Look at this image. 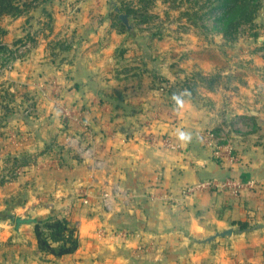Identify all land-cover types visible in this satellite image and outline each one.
<instances>
[{
    "label": "crops",
    "instance_id": "0c3cea01",
    "mask_svg": "<svg viewBox=\"0 0 264 264\" xmlns=\"http://www.w3.org/2000/svg\"><path fill=\"white\" fill-rule=\"evenodd\" d=\"M40 2V13L49 20L45 29L59 53L51 55L48 43L39 42L32 58L15 66L17 79L28 88L37 79L52 84H45L50 90L36 109L38 117L16 120L23 138H13L18 154L32 157L33 170L44 171L45 189L55 200L33 199L25 208L31 205L45 219L57 202L77 198L80 246L64 261L264 264L263 70L246 76L236 67H221L193 53L186 45L190 38L182 34L144 37L135 29L133 35L118 19L126 13L114 0ZM138 15H129L132 24ZM194 70L200 80L191 77ZM57 102L74 114L73 121H66ZM82 124L96 137L100 167L73 156L78 152L68 141L76 136L84 142ZM225 128L233 129L238 158L233 164L217 160L200 140L206 131ZM165 138L179 148L164 147ZM234 178L258 180L260 186L234 196L211 191L179 200L188 185ZM118 184L127 196L116 198L107 211L101 194ZM85 191L90 207L75 196ZM165 192L175 201L151 199ZM240 222L249 229L241 230ZM231 227L232 238L200 242Z\"/></svg>",
    "mask_w": 264,
    "mask_h": 264
},
{
    "label": "rangeland",
    "instance_id": "374dc122",
    "mask_svg": "<svg viewBox=\"0 0 264 264\" xmlns=\"http://www.w3.org/2000/svg\"><path fill=\"white\" fill-rule=\"evenodd\" d=\"M37 2L40 0H11L14 10L11 9V13H0V264H71L64 261L66 256L56 258L52 254L39 252L31 225L16 226L18 218L44 219L31 205L28 209L25 208L31 200L36 199L38 202L41 199L40 202L44 204L49 201L52 204L55 201L45 189L47 179L44 171L33 170L32 157L28 155L29 153L21 157L15 147L17 141L13 138L15 136L19 141L23 138L16 129V120L27 115L37 118L38 105H42L45 97L48 98L40 90V86H46V81L41 83L35 79L36 81L29 85V89L24 82L17 79L18 69L15 66L31 59L34 54L32 48L39 46V42L48 43V53L51 55L59 53L53 50L54 40L49 39L50 34L45 29L49 20L45 15L42 16L41 2L36 4ZM114 2L118 3L119 7H124L125 2L132 10L137 8L136 14H139L140 19L147 24H139L137 20H134L133 24L135 29H138L137 33L144 37L182 34L190 38L186 45L191 47L193 53L197 51L202 56L205 54L221 67L226 69L236 67L241 69L242 74L247 73L246 76L254 75L258 70L264 72V0H252L254 6L252 22L242 24L236 32H231L227 37L223 35L224 25L220 22L218 0H114ZM144 8L146 10L143 12ZM23 13H26V19L21 17ZM39 53L42 51L39 50ZM58 58L60 61L61 56ZM199 73L200 71L194 70L191 77L200 80ZM192 83L194 84L191 82V85ZM46 88L42 90L47 93L50 89L47 86ZM231 130L233 132V129ZM248 130L252 133L254 128L248 127ZM238 135L245 137L242 134ZM68 144L76 148L71 141ZM73 156L82 155L74 153ZM82 158L93 161L84 155ZM36 164L38 165V162ZM79 194L83 199L82 206L88 207L89 202L84 203L88 196L79 192L75 196ZM76 200L77 198L65 203L57 202L49 217L67 219L79 233L78 220L81 211L75 205ZM97 233L100 236L106 235L104 230Z\"/></svg>",
    "mask_w": 264,
    "mask_h": 264
},
{
    "label": "built area",
    "instance_id": "2783aa9c",
    "mask_svg": "<svg viewBox=\"0 0 264 264\" xmlns=\"http://www.w3.org/2000/svg\"><path fill=\"white\" fill-rule=\"evenodd\" d=\"M135 11H137V8H134ZM139 20V24L142 23V19H140V15L137 17ZM146 25V24H143ZM45 87V88H44ZM42 89H47L46 86H40L41 92L45 93L46 91H43ZM57 107L61 111V114L65 119H67L69 122L74 120V114L68 110L66 107L61 105L60 103H57ZM83 131L85 134V140L82 142L78 137H70L68 142H72L74 146H76V151L80 155L87 156L91 158L93 161L96 162L97 166L100 167L101 161L97 160L95 158L96 155V137L94 136L91 128L87 124H82ZM200 140L203 143V145L211 150L212 155L217 160H226V162L233 164L238 160L237 156L234 155V144H233V133L230 131V129L225 128L221 129L219 131L215 130H209L204 132L200 136ZM16 142V141H14ZM17 145V143L15 144ZM88 145V146H85ZM162 145L164 147L168 148L169 150H177L179 147H177L169 138L163 139ZM260 186V182L257 180H242V179H226V180H218V179H210L206 181H201L197 185H188L186 188L182 190L180 193V199L181 201H185L188 199V197L196 195L197 193L202 192H211V191H218V192H230L233 196L239 195L245 191H251L256 190L257 187ZM85 196H88V192H84ZM159 195V194H158ZM127 192L123 189V187L118 184L115 185L113 190L111 192H103L101 200L102 205L105 207L107 211H112L113 209V202L118 197H126ZM153 200H158L165 202V200H172L175 201V198L168 194V192L162 193L159 195V197H151ZM88 199L84 201L85 204L88 203ZM123 237H126V232H121L120 234Z\"/></svg>",
    "mask_w": 264,
    "mask_h": 264
},
{
    "label": "trees",
    "instance_id": "16d2710c",
    "mask_svg": "<svg viewBox=\"0 0 264 264\" xmlns=\"http://www.w3.org/2000/svg\"><path fill=\"white\" fill-rule=\"evenodd\" d=\"M220 22L224 25L223 35L229 36L236 32L244 23L252 22L254 6L252 0H218ZM14 10L11 0H0V13H11ZM123 11L128 15H136V11L124 5ZM1 45V44H0ZM51 85L52 82H47ZM66 121H68L66 119ZM31 225L35 232L38 251L52 254L56 258L73 255L80 246V238L75 226L67 219L49 217L48 219H16V226ZM240 229L245 231L250 225L247 222L238 223Z\"/></svg>",
    "mask_w": 264,
    "mask_h": 264
},
{
    "label": "water",
    "instance_id": "95a60500",
    "mask_svg": "<svg viewBox=\"0 0 264 264\" xmlns=\"http://www.w3.org/2000/svg\"><path fill=\"white\" fill-rule=\"evenodd\" d=\"M118 19L125 25L127 31L133 35H135L136 31L134 28V25L132 24V19H130V16L128 14H123L121 13L118 17ZM252 115H254V113H252ZM199 182H196L194 184L191 185H197L199 184ZM234 234V228L231 227L229 230H225L222 232H217L214 235H212V237H209L205 240L200 241L202 244H212V242H214L217 239H229L232 238Z\"/></svg>",
    "mask_w": 264,
    "mask_h": 264
},
{
    "label": "clouds",
    "instance_id": "9594fccd",
    "mask_svg": "<svg viewBox=\"0 0 264 264\" xmlns=\"http://www.w3.org/2000/svg\"><path fill=\"white\" fill-rule=\"evenodd\" d=\"M182 137H183V134H182Z\"/></svg>",
    "mask_w": 264,
    "mask_h": 264
}]
</instances>
